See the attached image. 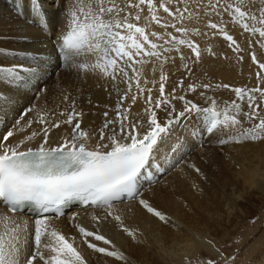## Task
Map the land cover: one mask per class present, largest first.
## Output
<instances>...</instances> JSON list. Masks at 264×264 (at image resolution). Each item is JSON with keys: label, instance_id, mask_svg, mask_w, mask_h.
Returning a JSON list of instances; mask_svg holds the SVG:
<instances>
[{"label": "snow or ice", "instance_id": "1", "mask_svg": "<svg viewBox=\"0 0 264 264\" xmlns=\"http://www.w3.org/2000/svg\"><path fill=\"white\" fill-rule=\"evenodd\" d=\"M29 2L32 13L40 21L42 29L47 31L46 14L40 0ZM60 2L65 5L63 14L67 17V31L53 41L60 58L85 77L92 74L103 80L109 96L116 93V116L110 119L105 111V120L99 129L85 130L79 119L83 113L76 110V102L72 100L71 110L60 113L66 116L62 123L68 125L70 131L55 146L50 144V132L58 130L61 122H50L44 113H38L35 121L42 126L39 131L23 135L14 144L11 142L10 138L16 132L25 133L26 129H31L33 120H27L24 125H21V120L33 111L32 108L16 121L15 131L10 130L3 135L0 140V205L10 213L27 206L38 218L30 229L27 221L18 222L13 216L0 215V264H39L40 261L43 264H87L77 248L52 228L50 218L44 215L50 212L61 215L62 208L71 201L105 207L107 216L120 221L123 231L133 238L135 233L123 226L119 215H113L114 202L122 203L125 198L138 200L148 213L167 223L168 218L161 211L140 198V182L152 179L150 172L147 176L144 173L153 166L158 171H164L154 164L156 154L175 126L192 115L196 116L200 128L208 135H220L218 143L221 145L264 140V113L261 111L264 88L259 84L251 89L232 88L236 99L225 101L223 106L213 97H205V92H200V96L210 102L208 107H201L186 99L185 95L177 94L178 89L184 88L183 79L166 94L170 77L164 71L165 65L176 64L178 56L179 67L190 77L193 66L202 62L205 53L210 57L217 55L211 45L202 48L194 37L219 35L233 52L244 51L229 34L225 16L250 36H258L256 42L264 49V0H259V3L257 0ZM182 49L190 50V55L186 56ZM250 55L252 62L264 70V63L258 62L256 54ZM238 58L243 60V56ZM149 63L153 64V72L159 65V81L143 78L144 66ZM16 71V67H0V73L4 74L0 75V80ZM257 77L264 84V76L258 72ZM149 83L153 87L159 83V96L153 98L152 88L147 87ZM121 84L126 85V89H122ZM198 88L228 89L230 86L213 85L211 82L188 83L186 91L196 93ZM64 99L68 101L69 97ZM129 99L132 105L144 100L147 105L144 116L137 114V119H129L130 108L123 106ZM173 101L182 102V110L178 111ZM244 103L248 111L243 110ZM157 110L166 114L165 120L158 118ZM252 121L256 122L250 123ZM246 122L250 123L249 127H244ZM37 137H42L38 147H24ZM179 150L173 148L172 152ZM189 167L195 168L194 165ZM196 171L199 172V169ZM93 219L98 220L97 217ZM77 228L88 248L117 260L125 259L119 251L88 242V238H94L110 245L111 242L103 235L79 225ZM30 240L34 248L29 254ZM45 251L50 254L46 256ZM207 264L215 262L208 260ZM225 264H230V261L226 259Z\"/></svg>", "mask_w": 264, "mask_h": 264}, {"label": "rangeland", "instance_id": "2", "mask_svg": "<svg viewBox=\"0 0 264 264\" xmlns=\"http://www.w3.org/2000/svg\"><path fill=\"white\" fill-rule=\"evenodd\" d=\"M49 2L51 1L45 3L43 0H40L42 5L50 4ZM257 2L259 3V0H257ZM26 3L27 2L25 1V6ZM121 6H123L122 3ZM64 7L65 5L61 4V9L59 7L60 10H58L60 12L57 14L54 25L50 24L52 27L48 28L49 25L47 24V31L39 26L40 21L33 13L30 14V16H26L22 23H19V25H23L22 29L16 31V36L8 37L7 47H3V44H0V48L10 50L8 48L12 47L15 50L13 57H19V54L23 56L25 52L29 56L30 54L27 53L29 52L27 51L28 47L23 48L26 44H33L29 47L37 51H49L51 48L53 49L52 43L57 35L63 30L67 31V17L63 14ZM13 11L19 14L17 9L13 8ZM43 12H45V10H43ZM21 14L22 11L19 15ZM27 22L32 26H25ZM224 22L227 24L229 34L234 36L244 51L240 53L233 52L228 47V43L219 35L211 40H207L206 37L202 36L194 37L202 48L211 45L213 51L221 55L222 63L218 66L219 70H216L219 77L217 81H206L203 74L199 72L202 66H212L216 61L208 58V61L193 66L195 74L193 76V82L191 83L200 84L211 82L213 85L228 84L230 88H212L208 90L198 88L196 93L187 92L186 90H180L177 92L178 95H185L186 99L192 100L201 107L209 106L210 102H208L205 97H213L221 106H223L225 101L230 102L236 99L234 92L231 91L232 88L241 87L251 89L257 87L258 84L260 87L264 88V84L260 83L257 77L258 72L261 76H264V70L259 69L258 64L252 62L250 55L251 53H255L258 62L264 63V49H262L256 42L259 37L250 36L238 25H233L230 23L227 16L224 17ZM234 28L242 33V37L234 32ZM38 31L48 35L49 40L41 39L40 35L36 33ZM28 33L33 34V36H29ZM26 35L29 37H26ZM19 41H23L25 44H21ZM250 42L251 46H249ZM32 49L30 52L33 53L34 51ZM182 51L185 53V49H182ZM33 54L37 53L34 52ZM172 55L176 54L173 53ZM0 56L6 61L8 58H13L1 54ZM223 56L227 58H224ZM239 56H243V60H240L238 58ZM207 57L208 55L205 53L202 61ZM176 58H178V56ZM35 59L36 58H34V60ZM249 60L253 66V72H250V69L246 70V63L249 62ZM36 62L38 67H35L41 72V67H44L42 60H37ZM10 65L11 67L8 68L11 69L16 65V62H12ZM27 71L26 74H29V77L27 75V78L17 75L21 80L15 79L12 82L8 79V76H5L2 81L5 82V85H7V83L12 85L10 87H14V89H22V87L26 88L29 84L36 82L39 76H31L34 72ZM164 71L167 72L170 77L169 82L166 84V94L170 92L169 87L171 85H175L181 79L186 81V73L182 67L169 63L165 65ZM44 73L48 74V79L46 80L45 85L39 86L36 95L29 98V102L32 104L35 112L44 113L46 115H60L61 112H64V107L69 106L72 100H75V105H81L82 102H86L90 105L93 112L84 114L85 118L84 120H81V124L100 127L105 120L103 115L104 111L96 110V107L99 105L96 90L100 87L103 88V95L107 104L106 107H116V105L108 102L115 92L109 96L108 91L104 88L105 82L99 80L92 74H88L87 77H85L83 73H78L75 68H72L70 64L65 62L54 63L51 71L42 70L41 75ZM155 75V80L159 81V65H156ZM29 80H31V83ZM122 86H124V84L120 85V87ZM154 88L156 95L159 96V83H157ZM134 90L135 88L133 87V91ZM23 91L24 90H21L19 93L23 94ZM1 92L4 94L1 95L3 97L0 96V100L7 101V93L4 91ZM200 92H205V97H201ZM65 96L69 97L68 101H65ZM104 97H101V99H104ZM89 101H91V103H89ZM173 103L176 105L178 111L182 110V102L173 101ZM0 107V111L9 110L11 102H8L5 108H3V106ZM146 107L147 105L144 104L142 108L137 110L130 108L129 119H134L135 116L138 117L137 114H139V116H144V109ZM242 108L244 111L249 110L246 103L242 104ZM25 111L26 108L21 110L20 115H18L15 121H13L14 123L10 129L6 127V129L3 130L0 127V137L10 130H15L14 125H16V121L21 118V115L25 113ZM157 111L158 118L161 121L165 120L166 114L163 111ZM261 111L264 113V104H261ZM13 116L14 114L11 113L9 119L11 120ZM108 118L111 119L115 117L110 115ZM29 119L30 118L26 116L21 120V125L26 124ZM241 119L243 120V117H241ZM255 122L256 121H252L250 123ZM193 123L199 125L195 115L182 120L180 124L175 126V128L180 125V127H182L178 130L179 138L185 137L188 127L192 126ZM250 123H244V127H249ZM33 128H35L34 124L31 129ZM188 131H191V129H188ZM188 134H190V138L196 139L192 132H188ZM209 136L210 135L205 132L203 141L198 142L199 145L195 143L196 146L189 149L186 154L180 156L179 160H176L175 167L162 174L160 178H157V181L151 184L155 192H159L162 187V182L178 165L180 166L179 172L190 171V183L185 185L182 195L174 205L183 213L192 212L194 214L193 218H190L187 215L184 217V222H188L190 228H186L180 223V227L185 231L182 229H174L170 224L161 221L146 210L139 213L120 215L123 226L131 229L135 233V238L125 233L121 226V222L113 219V217L110 218V216H106L103 219L101 218L100 221L102 222L98 221L99 223H96V219L95 221L93 220V223L91 221V223L88 224V227H84L83 225L81 227H84L87 230L92 226L90 229L95 232L99 230V234L108 239L111 242L110 244L114 247L117 245L119 246V248L116 247L117 251L128 244L131 248V253L138 264H199L196 260L195 254L190 252L189 248L185 249V251H177L178 248L182 246L184 247V243L175 247V244L178 241L184 239L186 234H188L187 232H192L200 239L208 240V242L221 248L225 257L223 256L218 259L213 257V252L208 249V260L214 261L215 264H225L226 259L230 261V264H246L249 258L250 261L248 264H251L253 256L264 251V140L258 142L248 141L244 143H227L221 145L218 143V139L220 138L219 134ZM187 144L193 146L191 142H188ZM162 146L165 145L163 144ZM191 146H189V148ZM179 155L180 151H176V156ZM245 160H249V162L245 164L244 168L239 167L238 164H233L235 161ZM177 161L180 162L177 163ZM189 165H194L195 168L189 167ZM196 169H199V172H197ZM252 178H255V181L252 182ZM140 193V198H143L144 189L140 190ZM202 203H204L202 211L206 206V216L203 218H201L202 214L198 212ZM154 206L156 205L154 204ZM231 208L233 209L231 210ZM235 209H239L240 211L238 212ZM115 215L117 214H114V216ZM107 217L110 219H107ZM192 226H196L198 230L201 229V234L198 235L196 232H193ZM171 230H174L175 232L177 231V234H169ZM33 247L31 250H33ZM233 257L234 259H231ZM208 260L206 259L203 264H207ZM88 262L89 264H100L94 255L88 257ZM42 263V261L39 262V264ZM116 264L122 263L117 261Z\"/></svg>", "mask_w": 264, "mask_h": 264}, {"label": "bare ground", "instance_id": "3", "mask_svg": "<svg viewBox=\"0 0 264 264\" xmlns=\"http://www.w3.org/2000/svg\"><path fill=\"white\" fill-rule=\"evenodd\" d=\"M25 1L27 2L26 6L24 4ZM43 1L45 3L47 1H51V2H49L50 4H43L42 5L43 6L42 10H45L44 13L46 14V27L48 24L49 25L48 28H51L52 27L51 25H54L57 14H59V12H60L59 10L61 9L62 3L60 2V0H43ZM59 7H60V9H59ZM13 8L17 9V11H19V14L22 11V14L19 15L18 13H15L13 11ZM48 9H49V11H48ZM30 14H32V11L30 9L29 0H0V36H1L0 37V44H3L2 45L3 47L8 46V37L16 36V31H20L22 29L23 25H19V23H22L24 18L26 16H30ZM30 18H32V17H30ZM3 19H4V21H3ZM25 26L31 27L32 25H29V22H27V24H25ZM234 29H235L234 32L238 36L242 37V33L238 29H236V28H234ZM63 32H66V31L63 30L58 35H61V33H63ZM36 33L38 35H40L41 39L49 40V36L45 35L43 32L38 31ZM28 35L33 36V34H30V33H28ZM29 36L26 35V37H29ZM206 38H207V40L214 39V37H209V38L206 37ZM19 43L25 44L23 41H19ZM53 44L54 43H52L53 49L51 48L49 51H47V50H45V51L33 50L32 48L29 47L33 44H26L23 48L28 47L27 51H29V52H27V53H29L30 55L28 56L25 52V54H23V56H21L19 54V57H13V55L15 54V50L12 47L8 48L10 50L0 48V54L1 55H4L6 57H13V58H8V60L6 61L3 57L0 56V67H2L4 69H10V68H8V67H11L10 63L16 62V65L14 67L17 68V71L15 73H13L12 76H8V79L10 81L13 82L15 79L21 80V78L17 75H20L21 77H26V78L28 75V77H29V74H26L27 70H28L27 72H34V74H32L31 76L39 75L36 82L29 84L28 85L29 87L27 86L28 88L22 87V89H17V88L14 89V87L13 88L10 87L12 85L8 84L7 82H6L7 85H5V82L0 80V96L2 94H4L1 91H4L5 93H7L6 96L8 97L7 101L0 100V106H3V108H5L6 104L8 102H11V107L9 108V110L0 111V127L3 130H5L6 127H8L10 129V127L14 123L13 121H15L16 117L18 115H20L22 109H24V108H26V110L29 108L33 109L32 104L29 102V98L36 95L38 87L45 85L46 80L48 79L47 73H44L45 75L44 74L41 75L42 70L51 71L53 69L54 63H63L64 62V61L62 62V60H60V56L57 53L58 52L57 48ZM31 49L37 54H33L34 52L33 53L30 52ZM185 55L186 56L189 55L188 49H185ZM213 57H215V58H213ZM223 57L225 58V56H223ZM34 58H36V59L34 60ZM208 58L216 61V63H214L212 66H208V67L202 66L200 68L199 72H201L203 74L206 81H217L219 79V77L216 73V70L217 71L219 70L218 66L220 63H222V57L219 54H217L216 56H212V57L208 56L202 62L204 63L205 61H208ZM37 60L38 61L42 60V64L44 65V67H41V69H42L41 72L38 71V68H37L38 66H37V62H36ZM179 65H180V61H179V57H178V58H176L175 66H179ZM35 66H37V67H35ZM25 67H28V68H25ZM152 68H153L152 63H149V64L144 66V77L143 78H147L149 81L156 78L155 72L152 71ZM248 69H250V72H253V66H252L250 60H249V62L246 63V70H248ZM33 70H35V71H33ZM194 74H195L194 71H193V75H191L190 77L186 74V81L184 83V88L178 89L177 92H179L180 90H184V91L186 90L187 84L193 82ZM0 75H4V74L0 73ZM15 77H18V78H15ZM143 78H142V82H143ZM29 81L31 83V80H29ZM15 86H17V85H15ZM23 86H25V85H23ZM174 86L175 85H171L169 87L170 92ZM126 87L127 86L124 85L121 88L125 89ZM133 87L135 88V85ZM147 87L152 88L153 98L157 97L156 91H155V88L153 87V85L151 83H149L147 85ZM21 90H24L23 94L19 93V91H21ZM96 95L98 96V102H99V105L96 107V110L97 111H104V112L107 111L111 116L115 117L116 116V113L114 111L115 107H106L107 104L105 102L106 99L103 95V88L102 87H100L96 90ZM145 95H146V93H145ZM1 97H3V96H1ZM101 97H104V99H101ZM117 100H118V96L115 93L111 97V99L108 100V102L110 104L116 105ZM144 104H145L144 100H139L135 105H132V102L129 99L124 103L123 106L125 108H131V109L137 110L139 108H142ZM75 106H76L77 111H80L83 113V116L79 118L80 120H84V118H85L84 114L93 112V110L90 108V105L86 102H82L81 105H75ZM0 109H1V107H0ZM38 110L41 111L40 109H38ZM70 110H71L70 105L64 107V112H67ZM11 113H13L14 116L10 120L9 115ZM38 113H40V112H35V110L33 109L32 112H29L27 114V117L34 121L33 124L35 125V128L30 129V130L26 129L25 133L16 132L14 134V136L12 138H10V140L13 144L16 143L18 140L22 139L23 135L30 133L31 131H39L40 130V128L42 126L39 123H35V121L37 120V114ZM46 118L50 122L51 121L61 122V127L58 130L52 129V131L50 132V144L52 146H55V144L57 142H59L60 138L64 135H66L68 133V131H70V127L68 125H64L62 123V121L66 119V116L49 114V115H46ZM137 118L138 117H136V116L134 117V119H137ZM189 122H191V121H189ZM81 126H82V128H84L85 130H88V131H92L94 129H99V127L87 126L86 124H81ZM180 126L173 129L172 133L170 134V136L167 139V142L163 143L165 146H162L163 144H161L160 149L156 154L154 164L159 165L161 168L164 169V171L163 172L158 171L157 168L155 166H153V167L147 169L148 173L149 172L151 173L152 179L151 180L143 179L140 182V190L144 189L143 199L147 200L153 207H155L157 210L161 211L168 218L167 223L170 224L174 229H182V227H180V225H179L180 223L182 225H184L186 228H190V224L188 222H184V217H185V215L189 216L190 218L194 217L193 216L194 214L192 212L183 213V212H181V210H179L177 207L174 206L177 203V200L182 195L185 185L190 183V178H191L190 171L179 172L180 166L178 165L171 172V174H169V176L162 182V187L159 190V192H155V190H154L153 186H151V184L154 183L155 181H157V178H160L162 176V174L166 173L171 168H173V167H171V165L176 164V160H179L180 156H182L183 154H186L189 151V149L196 146V144L199 145V143H198L199 141H203V137H204L205 132L203 131L202 128H200V125L193 123L192 126L188 127V129H191V131H188V129H187V133H186L185 137H183V138L182 137L179 138V136H178V130L180 128H182ZM13 131H15V130H13ZM188 132H190V133L195 132L196 134L195 135L193 134V136H195L196 139L190 138V134H188ZM2 138H3V136L0 137V140H2ZM41 139H42V137H37L36 140L31 142L30 144L24 145V147H28V146H31L33 148L38 147V144H39ZM188 142H191L193 144V146H191L190 144H187ZM93 143H94V141H93ZM201 144H202V142H201ZM181 145H183L182 148H181ZM189 146H191V147L189 148ZM173 148L180 149L179 150L180 151L179 156H176V152H174V153L172 152ZM248 162H249V160L235 161L233 164L234 165L238 164L239 167L244 168L245 164ZM142 181H143V183H142ZM251 181L252 182L255 181V178H252ZM244 182H247V181H244ZM154 204L156 206H154ZM203 205H204V203H202L201 207L198 209L199 210L198 212H200L202 214L201 218L206 216V206L203 208V211H202ZM232 209L233 208H231V210ZM143 210H145V209H143L139 205L138 200H129L127 198H125L122 203L121 202H114L113 209H112L113 215L117 214L119 216L122 214L139 213ZM235 210L238 212L240 211L239 209H235ZM4 214L13 216V218L15 220H17L18 222L27 221L30 229L33 228V225H34L33 220H30L29 218H25V217L21 216V214L9 213L5 207H0V215H4ZM106 216H107V209L105 207L87 206L85 208L70 210V211L66 212L64 215L60 216L59 218H57L55 216H48V217L50 218L51 227L54 228L56 231H58L60 234H62L70 243L73 244L74 247L77 248V250L84 257L87 264H89L88 257L90 255H94L98 259L100 264H116L117 261L121 262L122 264H138L137 261L135 260L134 256L132 255L131 248L129 247L128 244L121 247V249H119V252H121L123 254V256L125 257V259L121 261V260L115 259L114 257H108L106 255L97 253L94 250L88 248L87 244L84 243V238L79 233L77 225H79V226L83 225L84 227H88V224L91 223V221L93 223V220L94 221L96 220V219H93V217H97L99 220H97L96 223H99V222H102V221H100L101 218L103 219ZM110 218H111V216H110ZM110 218L107 217V219H110ZM172 219L175 221H173ZM93 225H95V224H93ZM90 228H92V226ZM90 228H88L87 230L88 231L91 230V231L95 232L94 230H92ZM182 230H184V229H182ZM33 231H34V229H33ZM98 231L99 230H97V232ZM192 231L196 232V234H198V235L201 234V229L198 230L196 228V226H192ZM187 233L188 234H186L184 239L178 241L175 244V247L176 246L178 247L179 244L184 243V247L182 246V247L178 248L177 251H180V250L185 251V249L189 248L190 252L195 254L196 260L198 261L199 264H203L206 259L208 260V249H210L213 252L212 256L217 258V259L224 256L221 248H218L214 244L208 242V240L200 239L199 237L194 235L192 232H187ZM98 234H99V232H98ZM169 234L176 235L177 231L175 232L174 230H171L169 232ZM88 242L94 243L98 247H105L108 250L117 251L116 247L119 248L118 245L116 247H114L112 244L105 245L101 241H95L94 238H88ZM33 246H34V244H32V242L30 240L29 254L31 253V251H32L31 248ZM221 254H223V255H221ZM45 255L46 256L49 255V252L45 251ZM249 261H250V258H249L248 262ZM248 262L246 264H248ZM262 263L264 264V251H262L258 255L255 254V256H253V261L251 262V264H262Z\"/></svg>", "mask_w": 264, "mask_h": 264}]
</instances>
